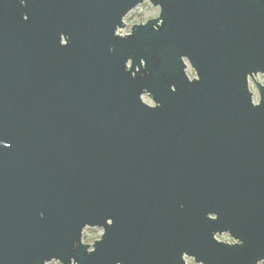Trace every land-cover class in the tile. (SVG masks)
<instances>
[{
  "label": "water",
  "instance_id": "1",
  "mask_svg": "<svg viewBox=\"0 0 264 264\" xmlns=\"http://www.w3.org/2000/svg\"><path fill=\"white\" fill-rule=\"evenodd\" d=\"M258 74L264 0H0V264L263 262Z\"/></svg>",
  "mask_w": 264,
  "mask_h": 264
},
{
  "label": "rangeland",
  "instance_id": "2",
  "mask_svg": "<svg viewBox=\"0 0 264 264\" xmlns=\"http://www.w3.org/2000/svg\"><path fill=\"white\" fill-rule=\"evenodd\" d=\"M159 14H160V8L155 7L149 1H146L145 3L139 5L138 7H136L134 10H132L128 14V16L125 18V24L126 25L119 32L122 35H126V34L130 33L131 26H133L135 24L144 23L151 18L152 19L157 18L159 16ZM188 74L191 78L195 77V72L189 63H188ZM255 78H256V80H259V83L264 84V75L263 74H258ZM250 89L254 95V101L256 103H258L259 99H260L259 91H258L257 85L253 79H250ZM143 99L146 103H148L150 105H154L153 100L149 96L145 95ZM103 233H104L103 228L88 227L84 231L83 241L86 244L92 245L96 240L101 238ZM218 239L221 241L230 242V243L235 242V240L233 238H231V236L229 234L219 235ZM186 262L188 264H197V263H195L193 258H186ZM46 264H62V263L57 261V260H54V261L48 262ZM260 264H264V261L261 262Z\"/></svg>",
  "mask_w": 264,
  "mask_h": 264
},
{
  "label": "snow or ice",
  "instance_id": "3",
  "mask_svg": "<svg viewBox=\"0 0 264 264\" xmlns=\"http://www.w3.org/2000/svg\"><path fill=\"white\" fill-rule=\"evenodd\" d=\"M25 19H27V17H25ZM145 61H146V59H144ZM200 79V77H197L196 78V81H198ZM172 91H176V88H172ZM42 215H43V213H42ZM113 222H114V220L111 218L110 220H108L107 221V223L111 226V225H113ZM107 234V233H106ZM105 234V235H106ZM104 235V236H105ZM100 241H102V239L100 240ZM243 243V241L242 240H240L237 244H242ZM95 251V248L94 249H92V250H90V252H94Z\"/></svg>",
  "mask_w": 264,
  "mask_h": 264
}]
</instances>
